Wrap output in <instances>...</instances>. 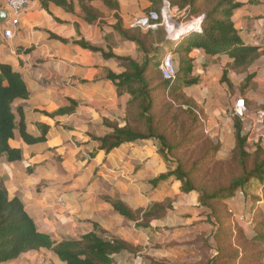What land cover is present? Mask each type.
Wrapping results in <instances>:
<instances>
[{
  "label": "crops",
  "instance_id": "obj_1",
  "mask_svg": "<svg viewBox=\"0 0 264 264\" xmlns=\"http://www.w3.org/2000/svg\"><path fill=\"white\" fill-rule=\"evenodd\" d=\"M68 1H72V13L53 4L44 10L36 1L20 16L14 36L8 41L0 38V65H8L19 73L28 87V98L14 104L22 109L26 132L40 137L46 130L42 143L27 145L19 137L9 140L11 148L21 151L22 160L9 163L5 156L0 158V177L8 196L20 199L40 231L55 243L77 240L96 225L108 237L141 250L121 253L115 256L113 264H125L134 254H146V259L169 264L185 261L197 264L200 255L208 254L209 258L203 263L207 264L215 255L211 230L205 224L207 213L199 206L197 194L181 193L180 183L175 179L151 183L167 171L166 164L156 153L155 143H125L105 155L92 139L110 133L105 121L116 122L119 127L125 125L128 97L118 95L112 81L107 79L108 73L119 75L124 69L116 59H105L101 53L84 50L74 41L83 40L116 57L134 60L138 53L134 43L124 41L114 30V13L102 3L91 4L101 17L88 24L78 2ZM239 2L240 7L232 16L234 28L241 42L258 47L261 56L246 73L227 70L226 84L222 81L224 71L233 60L226 55L210 56L195 49L189 56L192 75L199 82L184 90L204 119L208 136L219 142L224 155L235 142L229 117L234 102L243 99L250 115L264 109V0ZM5 4L6 0H0V31L7 26L10 17ZM118 4L117 15L124 29L133 28L135 19L150 9L146 0H118ZM182 41L174 44L166 40L158 61L170 50L169 45L174 44L172 50L175 51ZM174 61L177 66L175 52ZM62 109L70 111L57 114ZM249 125L244 128L249 129ZM253 133L255 145L250 148L258 145L264 148V127ZM254 188L237 191L223 203L230 223L240 226L249 238L255 236L253 226L264 221V186ZM114 198L134 210L147 209L170 199L172 210L162 220L153 221L150 228L139 230L134 223L113 212L106 199ZM198 226L202 227L206 238L209 236L207 246L201 238L179 248L166 246L178 231L200 237V233H192ZM210 240L212 243H208ZM145 245H158L161 250H146ZM260 250L264 264V242ZM39 252L42 254L43 250ZM47 256L50 262L41 259L36 260L37 264H61L55 256ZM144 264L149 261L145 260Z\"/></svg>",
  "mask_w": 264,
  "mask_h": 264
},
{
  "label": "trees",
  "instance_id": "obj_2",
  "mask_svg": "<svg viewBox=\"0 0 264 264\" xmlns=\"http://www.w3.org/2000/svg\"><path fill=\"white\" fill-rule=\"evenodd\" d=\"M36 1L44 10L53 4L67 13L73 12L72 1ZM76 1L88 24L101 17L91 6L94 2L102 3L114 13V30L124 41L134 43L138 53L134 60L116 57L83 40L74 41L84 50L99 52L105 59H116L124 69L119 75L108 73L107 79L112 81L118 95L128 97L125 125L119 127L116 122L105 121L104 125L111 130L110 133L101 138H92L99 144L98 150L107 155L125 143L153 141L167 171L151 183L155 185L169 178L175 179L180 183L181 193L197 194L199 206L207 213L205 224L211 230L215 250V255L207 264H262L260 247L264 242V221L260 220L253 226L255 236L249 238L240 226L230 223L223 203L237 191H251L253 185L264 186V148L258 145L249 150L243 125L234 118V147L225 162H218L219 145L204 136V125L196 114V105L184 94V90L199 82L192 75L193 65L189 56L195 49L203 50L210 56L226 55L233 60L224 71L222 81L226 84L227 70L246 73L261 56L258 47L241 42L234 28L232 16L240 7L239 0H146L150 3L149 10L156 12L165 2L170 7L178 8L182 12L179 19L182 22L200 15L203 17L201 33L182 39L183 43L174 51L178 62L176 78L172 82L163 80L157 70L158 57L167 40L163 28L154 33H143L138 28L124 29L117 15L118 0ZM165 92L168 101L158 102ZM28 96V87L20 74L8 65H0V158L5 156L9 163L22 160L21 151L11 148L9 140L19 137L27 145L45 141L46 130L42 131L40 137L26 132L22 109L14 105ZM69 111L62 109L57 114ZM106 200L114 213L134 223L139 230L150 228L153 221L162 220L172 210L170 199L139 210L131 209L118 198ZM41 250L50 252L61 264H113L115 256L121 253L138 252L129 243L108 237L96 225L77 240L55 243L48 234L40 231L20 199L8 196L0 177V264L17 261L25 254ZM145 260L149 264H168Z\"/></svg>",
  "mask_w": 264,
  "mask_h": 264
},
{
  "label": "built area",
  "instance_id": "obj_3",
  "mask_svg": "<svg viewBox=\"0 0 264 264\" xmlns=\"http://www.w3.org/2000/svg\"><path fill=\"white\" fill-rule=\"evenodd\" d=\"M36 0H6L5 6L10 12L7 26L0 31V38L8 41L14 36V32L19 24V18L26 12L28 7ZM182 12L176 7H170L168 3H163L159 12L148 10L144 15L135 19L133 28H138L142 32H155L163 28L166 32L167 40L176 44L179 40L190 35L201 33L202 16L192 18L189 21H179ZM158 71L165 81H174L177 74V66L174 61V51L169 50L163 54L158 64ZM196 114L205 125V121L198 111ZM229 117L238 119L243 125V134L249 147L255 145L253 131L264 127V109H257L250 115L243 99H237L229 113ZM249 129H245L246 125ZM206 132V131H205ZM207 133V132H206ZM132 264H144L142 255L136 254Z\"/></svg>",
  "mask_w": 264,
  "mask_h": 264
},
{
  "label": "rangeland",
  "instance_id": "obj_4",
  "mask_svg": "<svg viewBox=\"0 0 264 264\" xmlns=\"http://www.w3.org/2000/svg\"><path fill=\"white\" fill-rule=\"evenodd\" d=\"M169 48H170V50L174 49V44L169 45ZM167 98H168V96H167V93L165 92L163 94L162 98H160L157 101L159 102L161 100H167ZM230 119L232 120V123H233L234 118L230 117ZM203 131H204V136L208 137L213 143L219 145V153L217 155L216 160L218 162H225L229 158L230 153H231L233 148L230 150V152H227V155L222 154L223 150L221 151L219 142L216 139H212V138H210V136H208V134L205 132V126H203ZM251 149L252 148L249 147V150H251ZM252 187L254 188L255 185H253ZM195 223H199V222H195ZM201 228H202L201 226L193 228V232L192 233H200V237H197V238L192 236V235L191 236H187V235H185V233H180V231H178L177 233H175L173 235L172 241L169 244H167L166 246L167 247H171V248H179V247H183L185 245H192V244L196 243L197 241H199L198 238H201V241H202V239H204V244L206 246L207 245V241L209 240V236L206 238L205 237L206 233H204L203 230H201ZM165 232H167V231H165ZM208 243H212L211 240ZM149 245H151L150 242H149ZM149 245L148 246L145 245L144 248L146 250H149L150 248L152 250L154 249L155 251L161 250V246L155 245L154 247H149ZM138 251H141V250H138ZM25 255H27V256L24 257V255H23L19 260L13 261V262H10V263H6V264H12V263L13 264H37L36 260L38 261V260H41V259H43L45 262H50V258L47 255L51 256L52 254L50 252H48V251H43L42 254L40 252H36V253H29V254H25ZM135 255L136 254H134L132 256H129L125 260V264H132ZM34 256H37V257L33 258ZM31 258H33V259H31ZM146 258H147V256H146V254H144L142 256V259H143L144 263H145V259ZM208 258H209L208 254L200 255L197 258V264H203L206 261V259H208ZM163 262H166V261H163ZM166 263H168V262H166ZM188 263L191 264L192 261L191 262H187V261L184 262V264H188ZM171 264H174V263H171Z\"/></svg>",
  "mask_w": 264,
  "mask_h": 264
},
{
  "label": "water",
  "instance_id": "obj_5",
  "mask_svg": "<svg viewBox=\"0 0 264 264\" xmlns=\"http://www.w3.org/2000/svg\"><path fill=\"white\" fill-rule=\"evenodd\" d=\"M1 16H2V14L0 13V20H1V18H2ZM0 22H2V21H0Z\"/></svg>",
  "mask_w": 264,
  "mask_h": 264
}]
</instances>
